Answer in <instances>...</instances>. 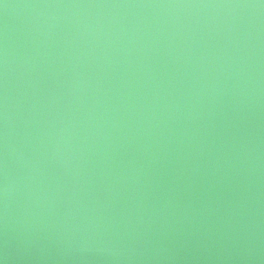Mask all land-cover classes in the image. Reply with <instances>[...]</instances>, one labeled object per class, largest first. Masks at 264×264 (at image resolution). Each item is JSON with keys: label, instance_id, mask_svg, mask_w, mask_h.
Listing matches in <instances>:
<instances>
[{"label": "water", "instance_id": "95a60500", "mask_svg": "<svg viewBox=\"0 0 264 264\" xmlns=\"http://www.w3.org/2000/svg\"><path fill=\"white\" fill-rule=\"evenodd\" d=\"M0 264H264V0H0Z\"/></svg>", "mask_w": 264, "mask_h": 264}]
</instances>
